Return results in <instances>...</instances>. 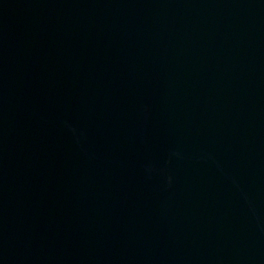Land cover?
<instances>
[{
  "label": "water",
  "instance_id": "1",
  "mask_svg": "<svg viewBox=\"0 0 264 264\" xmlns=\"http://www.w3.org/2000/svg\"><path fill=\"white\" fill-rule=\"evenodd\" d=\"M0 264H264V0H0Z\"/></svg>",
  "mask_w": 264,
  "mask_h": 264
}]
</instances>
